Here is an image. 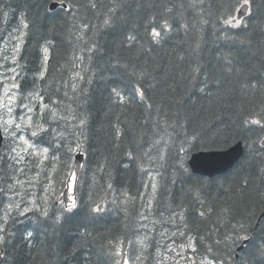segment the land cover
<instances>
[{"label": "trees", "instance_id": "obj_1", "mask_svg": "<svg viewBox=\"0 0 264 264\" xmlns=\"http://www.w3.org/2000/svg\"><path fill=\"white\" fill-rule=\"evenodd\" d=\"M53 1L67 8L47 10ZM243 1L0 0V44L20 42V90L38 91L63 117L51 124L63 139L52 140L51 129L41 133V147L53 145L39 171L46 189L30 177L22 181V174L38 170V161H28L29 170L13 161L8 139L2 145L3 200L12 195L10 202L22 199L28 208L25 215L15 207L11 215L6 211L0 264H116L130 247L145 264H156L164 250L160 237L173 241L168 262L188 264L177 255L188 236L196 238L198 252L183 254L196 255L197 264L209 246L223 264H264V218L258 221L264 127L250 123L264 122V0H248V16L227 26ZM19 23L29 27L16 28ZM153 28L161 33L158 42ZM2 62L5 73L9 65ZM238 141L244 154L226 174L210 179L189 170L191 154L225 151ZM77 150L85 155L79 203L68 212L56 199ZM14 182L17 191L7 195ZM97 205L104 211L93 213ZM147 216L145 251L137 238ZM180 230L184 236L173 235ZM237 232L249 239L235 258L243 241Z\"/></svg>", "mask_w": 264, "mask_h": 264}, {"label": "snow or ice", "instance_id": "obj_2", "mask_svg": "<svg viewBox=\"0 0 264 264\" xmlns=\"http://www.w3.org/2000/svg\"><path fill=\"white\" fill-rule=\"evenodd\" d=\"M248 3V0H245V4ZM112 11V10H110ZM235 21V17H232L231 20H226L225 24L227 26H239L238 22L233 23ZM104 23L107 25L109 24V20L105 19ZM29 25L27 23L23 24V28L27 29ZM164 27L167 29L168 24L167 21H165ZM152 37L154 40H157V38L160 36V32H158L155 28L152 29ZM24 35L23 32L20 33V38H22ZM129 39H132V37H129ZM158 42V40H157ZM21 51L20 44H16L13 54H12V63L17 64L16 57L19 55ZM45 52V60H47V49H44ZM225 64L230 65L231 60L225 59ZM17 66H19L17 64ZM11 72L14 73L10 77V80L12 81L10 84L4 85V91H3V97H0V109L3 110L4 114L0 115V128L3 129V135L5 138L12 141V147L10 156L13 159V161L17 164H23L25 162V157H28L29 160L35 159L38 161V163L35 165L36 167H40L44 164V161L49 158V152L50 148L53 147L52 142H48V146L41 147L42 143L44 142V137L41 136V133H48L51 129V132L54 134L52 136V140L57 139H63L62 133H57L55 128H51V124L59 119H62L63 117L59 116L55 110L51 108L50 105L43 103L44 98L40 96L39 92H28L24 93L22 92L21 85L17 79L19 73L16 72L15 68L10 69ZM198 71V69H197ZM226 71H233L231 67L226 68ZM237 73L241 71V69H236ZM40 78L43 79V73L40 74ZM2 83V82H0ZM252 88H256L257 85L255 83H252L249 85ZM15 90V91H13ZM119 96V93H117ZM6 98V102H5ZM37 103H39V111H34V109L37 107ZM56 101H52V104H55ZM21 109V113L18 116L16 120H14L13 114L16 112V109ZM46 113H50V115L46 116ZM43 121V122H42ZM85 123L84 120L80 121V125H83ZM250 123L260 125L261 127H264V122H262L261 119L253 118L250 120ZM12 129H15V131H12ZM25 131H28L30 133V137L37 138L35 141L31 139H26L25 136L22 134ZM19 134V135H18ZM55 147L59 148L60 145L57 143ZM79 147V145H77ZM71 151V149H70ZM17 172H23V168L16 169ZM72 181L74 182L76 179V174L73 173L71 177ZM19 183V182H17ZM31 183V181H29ZM153 189L155 190L156 185H152ZM10 199V198H9ZM29 204H32L33 201L29 200ZM19 208V204L9 203L6 205L5 210L8 212V215H11V210L13 208ZM77 207L75 201L73 200L70 206L65 207V211L71 212L73 209ZM32 209L29 208V211ZM104 209L101 208L99 205L92 208L93 213H100L103 212ZM20 215H25V212L23 209L20 211ZM180 218L183 219V214L180 213ZM203 215V213H201ZM42 216L44 218H47L48 212L45 210L42 212ZM56 221H60V216L56 217ZM5 223H7V220L5 219ZM245 226L243 224L240 225V228H244ZM0 231H4V229H0ZM163 234V233H162ZM178 234L179 236H184L185 233L180 230L178 233H174L173 235ZM27 235L30 237L32 235L31 232H28ZM237 239L240 240H246L249 239V236L247 233L240 234L237 232ZM195 237L188 236L187 243L180 244L179 247L181 249V252H178L177 255L181 257V259H186L188 261V264H197V258L196 255H190L185 257L184 256V250L190 249L193 254H196L198 252L197 246L195 244ZM4 242V238L0 237V243ZM219 244L220 241H217ZM261 245L264 246V240L261 241ZM146 251V249H145ZM169 251H175L174 248H169ZM208 255L203 256L199 260V264H223V261L220 260L218 257H216L213 253V249L211 246L207 249ZM115 255L119 256L120 251L117 249ZM136 259H140V255L136 256ZM116 264H119V261L116 262ZM123 264H129V257L128 254H124ZM134 264V261H133ZM156 264H160V261L157 260ZM177 264L179 262L177 261Z\"/></svg>", "mask_w": 264, "mask_h": 264}, {"label": "water", "instance_id": "obj_3", "mask_svg": "<svg viewBox=\"0 0 264 264\" xmlns=\"http://www.w3.org/2000/svg\"><path fill=\"white\" fill-rule=\"evenodd\" d=\"M58 7L66 8L65 4L53 2L49 5V10L53 11ZM249 9V5H242L236 12L235 21L233 23H237L241 21L246 15ZM2 143V136L0 133V147ZM261 147H264V139L261 142ZM244 150L242 146V142L238 141L237 144L228 147L225 151H201L199 153H194L191 155L188 161V166L193 174L198 176H205L208 178H214L216 175L226 174L243 155ZM83 160V156L81 154H76L74 156V163L71 168V172L68 176L67 182L65 184V189L63 190V204L64 207L70 206L72 201L74 200L76 203V180L79 173V168L81 166V162ZM76 174V179L73 182L71 177L72 174ZM264 218V212L260 215L258 221ZM245 240L240 247H238V252L242 250L243 245L246 243ZM237 257V256H236Z\"/></svg>", "mask_w": 264, "mask_h": 264}, {"label": "rangeland", "instance_id": "obj_4", "mask_svg": "<svg viewBox=\"0 0 264 264\" xmlns=\"http://www.w3.org/2000/svg\"><path fill=\"white\" fill-rule=\"evenodd\" d=\"M237 9H238V7H237ZM11 26H13V24ZM20 27H23V23H19V25L16 26V28H20ZM16 34H17V30L15 29L13 36H16ZM17 40L12 42L10 47L6 43L0 44V59H3L2 66L5 65V64L10 65L8 71L10 73H12L13 75H14V73L11 72L10 69L15 68L16 72H17V64H13L12 63V54H13L15 45L18 44V43L20 44V42L19 41L17 42ZM16 59H17V57H16ZM2 73L3 72H0V75ZM4 80H5V78L3 76H0V82H3ZM3 91H4V85H3V89L1 90L0 97H3ZM5 102H6V98H5ZM38 105H39V103H38ZM0 111H3V110L1 109ZM20 113H21V109L17 108L16 112L13 114L12 118L14 120H16L18 118V116L20 115ZM3 114H4V112H3ZM2 131H3V129H2ZM12 131H15V129H12ZM22 134L25 136V132L22 133ZM263 139H264V137L262 138V140ZM26 165H27V167H26L27 169H29V170L32 169V167L29 165V162L27 160H26ZM35 169H38V170H35L36 172H32V173H30V171L29 172L27 171L25 174H22V176H23L22 181H24L26 183L27 181H29V177H30L31 178L30 179L31 182H35L36 181L37 183H41V188L44 187V189H46V187H45V186H47V184H45L46 178L43 177L42 178V182H41V179H39L40 167L39 168L35 167ZM58 172L60 173V175L63 174L64 169L62 168V166H61V168L59 169ZM18 177H19V175H18ZM3 184H4V182H3ZM13 184L9 183L8 189H7V195H9L11 193L12 189H15L17 191V188L15 187V185H16L15 182ZM154 184H155V182H154ZM28 189L30 191L27 193V195H29V196L31 195V197L34 199V196H35V194L37 192L34 193L32 191V187L31 186H29ZM37 190H38V187H37ZM16 195H18L20 197H23V196H21L22 195L21 192H17ZM10 196L12 197V195H10ZM10 196H7L8 199H6L4 201V203L0 206V229H5L4 226L7 225L8 222H10V221H8L9 219H7V214H6V210H5L6 205L9 204V203H15L16 204L18 202L17 198H14L10 202V199H9ZM21 200L18 202V204L22 203V205L19 207L20 211H21V209H25L24 207H26V206H24V204H23V202ZM5 219L7 220V223H5ZM148 219H149L148 216L146 218H144L143 227L141 228V230L139 232L140 233L139 237L137 238V240H138V249H143V250L146 249V251H148L147 241L145 240V239H147L146 234H147V230L149 228L148 223H147ZM165 232H166V229L164 228L163 229V233H165ZM1 233H2V231H0V237H2ZM160 239H162V241L164 243V250H162V252L158 255V258H160L159 259L160 264H177V261H174L173 263H170V261L168 262V254L167 253L169 252V248H173L174 247L173 244H172L173 243L172 239L168 240L167 238H163V237H160ZM127 254H128V257H129V264H133V261H134V264H145L146 263V259L144 260L140 250L135 252L134 249L130 247V249H128V253ZM137 255H140V259H138V260L136 259ZM118 261H119V264H123V260L118 259ZM179 264H186V263H180L179 262Z\"/></svg>", "mask_w": 264, "mask_h": 264}, {"label": "bare ground", "instance_id": "obj_5", "mask_svg": "<svg viewBox=\"0 0 264 264\" xmlns=\"http://www.w3.org/2000/svg\"><path fill=\"white\" fill-rule=\"evenodd\" d=\"M41 74V73H40ZM253 78V77H252ZM258 80V79H257ZM262 83V82H261ZM217 84V83H216ZM220 87V86H219ZM215 90V89H214ZM131 105V104H130ZM235 144V143H234ZM0 151H1V149H0ZM19 211H20V208H19ZM237 248V247H236ZM243 250V249H242Z\"/></svg>", "mask_w": 264, "mask_h": 264}]
</instances>
